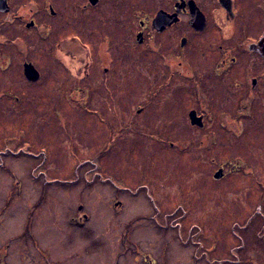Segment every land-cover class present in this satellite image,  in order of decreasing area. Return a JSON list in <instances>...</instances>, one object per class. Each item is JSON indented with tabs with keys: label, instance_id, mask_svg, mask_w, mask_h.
Instances as JSON below:
<instances>
[{
	"label": "rangeland",
	"instance_id": "obj_1",
	"mask_svg": "<svg viewBox=\"0 0 264 264\" xmlns=\"http://www.w3.org/2000/svg\"><path fill=\"white\" fill-rule=\"evenodd\" d=\"M24 1L11 9L50 19L45 0L40 10ZM50 1L64 12L71 0ZM246 6L261 34L264 0ZM9 15L0 12V264L41 262V250L50 264H264V89L251 81L258 58L242 52L234 74L208 79L216 114L192 122V107L204 111L195 84L172 82L159 59L123 43L124 26L114 27L117 46L86 33L100 42L82 50L61 15L47 39L45 27L27 30ZM210 48L195 50L201 70L218 55ZM26 61L40 78L26 77ZM159 84L165 91L153 97Z\"/></svg>",
	"mask_w": 264,
	"mask_h": 264
},
{
	"label": "flooded vegetation",
	"instance_id": "obj_2",
	"mask_svg": "<svg viewBox=\"0 0 264 264\" xmlns=\"http://www.w3.org/2000/svg\"><path fill=\"white\" fill-rule=\"evenodd\" d=\"M24 2L33 5L35 9L42 8L41 4L37 7V4L40 3L38 0ZM7 4L9 10H0V12L10 14L8 19L11 24L20 22L22 28L27 30L34 29L35 26H43L45 33L39 32V34L44 38H49L53 34L55 27L53 21L61 15L59 18L65 20L66 29L73 26V30L68 34L69 38L82 50L95 49L94 45L98 47L100 42L97 40L98 45L91 44L83 38L86 33L92 36H101V41L108 48H111V45L112 47L117 46L115 35L121 33H117L114 27L124 26V30L120 31L128 39H125L123 43L132 39L135 45L143 47L146 53L159 59L162 66L170 70L169 76L172 82L185 79L195 84V95L204 105V113L200 112L199 114L198 110L192 107L189 115L194 111L197 116L203 118V121L205 115L216 114V110L211 107L212 96L205 82L208 79L225 80L234 74L242 62V52L259 59L258 67L262 69L255 71V75L251 79L252 88L264 89V29L261 34H257L253 9H247L246 0H156L154 4L144 0H71L65 6L64 12L55 1L52 3L50 0H45L43 10H48L50 14V19L47 22L35 16L28 19V16L17 12L16 8L11 9L12 0H7ZM71 9H75L76 15H71ZM43 17L46 15L44 14ZM203 45H209L211 51L218 52L209 70H201L200 67L207 68V66L205 64L196 65L194 61L195 50H199ZM56 47L59 50H64L61 41L56 42ZM140 63V73H146L143 61ZM107 64V72L119 74L117 72L119 67L112 69V65H109V62ZM131 64L133 65L134 62ZM151 72L152 70L149 69V73ZM125 73L128 72L125 71ZM115 78L120 79V77L110 75V79L114 80ZM167 79L168 76L165 82ZM180 82L182 81L179 80L177 83ZM165 87V85H157L152 92L153 97L160 96L161 92L165 91ZM257 92L259 91L257 90ZM256 98L254 92L249 93V96L241 103L242 109L250 106ZM42 155L44 160V150ZM82 207L79 206L78 210H81ZM84 219H86V215L82 213L79 216V222ZM29 227L31 228L32 224L27 227V231ZM124 236L123 243L128 239V232ZM31 238L34 239V236L31 235L30 240ZM127 249L128 246L124 247V251ZM41 252L45 259L41 262L35 261L33 264H50L48 254L42 250ZM1 264H5L4 258H1Z\"/></svg>",
	"mask_w": 264,
	"mask_h": 264
},
{
	"label": "water",
	"instance_id": "obj_3",
	"mask_svg": "<svg viewBox=\"0 0 264 264\" xmlns=\"http://www.w3.org/2000/svg\"><path fill=\"white\" fill-rule=\"evenodd\" d=\"M0 10L1 11H8L9 10V6L7 4V0H0ZM24 67H25V75L29 80H37L40 76L39 71L37 70V68L35 67V65L32 62H25L24 63ZM191 119L192 122H195L196 119H198L199 121H202V117L199 116V118H196V114L193 111L191 113ZM224 176V169L220 168L217 172H215L214 177L216 179H220Z\"/></svg>",
	"mask_w": 264,
	"mask_h": 264
},
{
	"label": "trees",
	"instance_id": "obj_4",
	"mask_svg": "<svg viewBox=\"0 0 264 264\" xmlns=\"http://www.w3.org/2000/svg\"><path fill=\"white\" fill-rule=\"evenodd\" d=\"M83 97L86 99V97H85V96H83ZM83 105H84V104H83ZM114 138H115V135H113V136H112V138H110V139H112V140H113ZM152 198H153V196H152ZM156 210H158V209H156Z\"/></svg>",
	"mask_w": 264,
	"mask_h": 264
},
{
	"label": "bare ground",
	"instance_id": "obj_5",
	"mask_svg": "<svg viewBox=\"0 0 264 264\" xmlns=\"http://www.w3.org/2000/svg\"><path fill=\"white\" fill-rule=\"evenodd\" d=\"M36 67V66H35ZM37 68V67H36ZM38 70V69H37ZM39 71V70H38ZM39 73H40V76H41V72L39 71Z\"/></svg>",
	"mask_w": 264,
	"mask_h": 264
}]
</instances>
